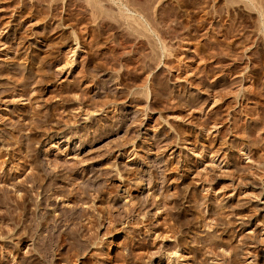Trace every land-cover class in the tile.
Wrapping results in <instances>:
<instances>
[{
    "label": "rangeland",
    "instance_id": "374dc122",
    "mask_svg": "<svg viewBox=\"0 0 264 264\" xmlns=\"http://www.w3.org/2000/svg\"><path fill=\"white\" fill-rule=\"evenodd\" d=\"M32 2L0 0V264H264V0Z\"/></svg>",
    "mask_w": 264,
    "mask_h": 264
},
{
    "label": "bare ground",
    "instance_id": "6f19581e",
    "mask_svg": "<svg viewBox=\"0 0 264 264\" xmlns=\"http://www.w3.org/2000/svg\"><path fill=\"white\" fill-rule=\"evenodd\" d=\"M33 2L32 3H36L35 1H39V0H32ZM112 1H117V0H112ZM254 1V0H253ZM96 2L97 0H75V3H76V6L79 7V8H90V9H94L96 8ZM232 2V1H231ZM14 3V2H13ZM18 3V2H17ZM22 3V1H21ZM29 3V2H28ZM31 3V2H30ZM248 4V3H247ZM254 4V2H253ZM14 5V4H13ZM18 5V4H17ZM22 5V4H21ZM255 5V4H254ZM257 6V5H256ZM6 7V6H5ZM32 7V6H31ZM21 8V7H20ZM6 9V8H5ZM24 9V8H23ZM80 10V9H79ZM26 11V10H25ZM93 11V10H92ZM29 12V11H28ZM27 13V12H26ZM93 13V12H92ZM24 14V13H23ZM30 14V13H28ZM96 14V13H95ZM27 15V14H26ZM93 15V14H92ZM32 17V15H31ZM30 17V18H31ZM24 19V18H23ZM101 22V21H100ZM47 249V248H46Z\"/></svg>",
    "mask_w": 264,
    "mask_h": 264
}]
</instances>
